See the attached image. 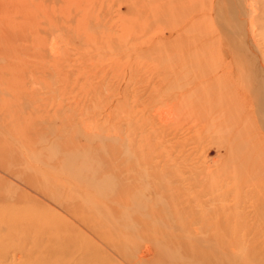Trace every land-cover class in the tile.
I'll return each instance as SVG.
<instances>
[{
    "label": "rangeland",
    "instance_id": "obj_1",
    "mask_svg": "<svg viewBox=\"0 0 264 264\" xmlns=\"http://www.w3.org/2000/svg\"><path fill=\"white\" fill-rule=\"evenodd\" d=\"M215 3L0 0V264H264V121Z\"/></svg>",
    "mask_w": 264,
    "mask_h": 264
},
{
    "label": "bare ground",
    "instance_id": "obj_2",
    "mask_svg": "<svg viewBox=\"0 0 264 264\" xmlns=\"http://www.w3.org/2000/svg\"><path fill=\"white\" fill-rule=\"evenodd\" d=\"M215 1H216L215 3L216 7L214 11L215 13H217V16H215V23L212 25L211 29L215 32L217 31L214 28H217L219 30L221 34L219 38L221 39V41L219 40L216 41L215 38L210 37L209 38L210 43L212 44V46H216L214 48L219 49L218 47H220V49H222L223 52L225 51L231 55L232 57L231 63L234 64V68H236L239 71H241V69L244 70V72L241 71V73L250 82L249 84L252 90V94L254 96V99L256 98V101L258 102L257 105L259 104L258 106H260L259 112L261 118L264 121V69L262 68L263 65L262 63L264 61L262 55L261 54H260L261 56L259 55L258 53L259 50L255 42L253 41L254 37L252 35V32L254 29V23L252 22H254L253 20H255V18L252 15L250 21L248 22L249 20L248 14L245 16L242 15L241 13V8L243 6L246 8V12H247L248 0H215ZM255 12L257 13L256 10ZM196 27L197 29H199L198 26ZM249 27H251L252 32ZM209 35L212 36V33H210ZM201 39H202L201 34L197 33L194 36L193 41L191 42L190 39L189 42L192 46L194 45V48L196 47L197 49L204 48L206 44L202 43ZM93 229L95 230V226H93ZM71 250L78 252L80 249H78V247L75 246L73 247V249L67 251L70 252ZM85 260H86L85 262L82 261V264H103L101 261L96 259L89 260L88 256L85 258Z\"/></svg>",
    "mask_w": 264,
    "mask_h": 264
}]
</instances>
